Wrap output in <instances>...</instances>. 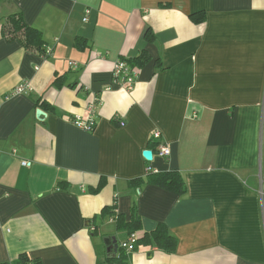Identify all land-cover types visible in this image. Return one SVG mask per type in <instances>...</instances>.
<instances>
[{
	"label": "crops",
	"instance_id": "crops-1",
	"mask_svg": "<svg viewBox=\"0 0 264 264\" xmlns=\"http://www.w3.org/2000/svg\"><path fill=\"white\" fill-rule=\"evenodd\" d=\"M15 13L51 55L4 37ZM143 53L151 60L136 67L135 87L115 83L117 62ZM25 82L30 90L15 93ZM96 104L93 132L73 125ZM155 132L169 159L158 156ZM150 170L179 172L186 193L133 189ZM134 205L139 240L164 224L174 253L139 244L118 263L123 252H107L106 237L129 235L100 221L104 208L128 222ZM22 255L38 264H264V0L0 3V264Z\"/></svg>",
	"mask_w": 264,
	"mask_h": 264
},
{
	"label": "trees",
	"instance_id": "trees-1",
	"mask_svg": "<svg viewBox=\"0 0 264 264\" xmlns=\"http://www.w3.org/2000/svg\"><path fill=\"white\" fill-rule=\"evenodd\" d=\"M5 0H0V3ZM205 17V16H204ZM194 23L204 22V18H199L198 16H192ZM3 35L9 41L17 40L22 46L27 50H34L44 57H48V48L46 46L43 34L36 28L29 26L22 14L15 13L6 17L3 25ZM147 40L152 42L154 39V34L148 32ZM126 60V59H124ZM151 60V57L146 53L138 57L126 60L132 68H142L146 63ZM63 81L61 79H56L54 85L60 86ZM132 188L137 189L142 184L156 185L160 186L164 190L171 192L176 195H184L187 191L186 183L179 172L169 171V172H153L152 170L148 171L145 179H137L132 181ZM103 187V183H100L97 191ZM112 218L116 221L118 230L126 231L128 235L132 233H140L143 229L142 220L140 215L137 212V206L134 205L131 210V217L128 222L125 221L123 215H116L113 207H106L102 212V218L100 221L106 220V218ZM95 229V228H94ZM95 231V230H94ZM139 244H147L149 246L158 247L168 253H174L178 244L177 238L170 234L167 227L164 224H159L153 232L150 234L147 233L138 241ZM119 251H122L119 249ZM123 252V251H122ZM123 256H120L118 263H126L128 259L125 253H122ZM116 260H107L104 263H114ZM14 264H38L29 259L27 255H22L19 257L18 261Z\"/></svg>",
	"mask_w": 264,
	"mask_h": 264
},
{
	"label": "built area",
	"instance_id": "built-area-1",
	"mask_svg": "<svg viewBox=\"0 0 264 264\" xmlns=\"http://www.w3.org/2000/svg\"><path fill=\"white\" fill-rule=\"evenodd\" d=\"M89 11H87V14ZM87 21V18L84 19ZM52 54V50H48V55ZM75 65V63H71ZM138 69L132 68L129 63L122 59L117 62L113 71L114 82L119 84L122 87H125L127 90H131L135 87V84L138 81ZM31 86L29 83L25 82L21 84L16 90L15 93L23 94L30 90ZM98 104L92 105L89 109L88 115L86 117L77 116L73 119L72 123L79 129H82L86 132H93L96 129V109ZM123 124V123H121ZM153 139L158 142V156L169 159L171 157V149L166 146L164 142L161 140V134L159 132H155L153 134ZM23 166L30 165L29 162L24 161L22 163ZM139 236L137 233L130 234L125 240L120 242L119 248L126 253H132L136 250L138 245Z\"/></svg>",
	"mask_w": 264,
	"mask_h": 264
},
{
	"label": "water",
	"instance_id": "water-1",
	"mask_svg": "<svg viewBox=\"0 0 264 264\" xmlns=\"http://www.w3.org/2000/svg\"><path fill=\"white\" fill-rule=\"evenodd\" d=\"M37 116H45V113L42 110H38ZM143 157L146 161L152 162L154 159V153L151 150H146L143 152ZM104 243L107 246V252L115 256L119 251V242L116 237H106Z\"/></svg>",
	"mask_w": 264,
	"mask_h": 264
}]
</instances>
